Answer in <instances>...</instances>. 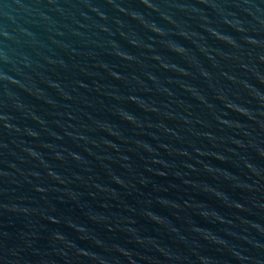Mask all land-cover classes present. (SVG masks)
Listing matches in <instances>:
<instances>
[{
    "label": "water",
    "instance_id": "95a60500",
    "mask_svg": "<svg viewBox=\"0 0 264 264\" xmlns=\"http://www.w3.org/2000/svg\"><path fill=\"white\" fill-rule=\"evenodd\" d=\"M0 264H264V0H0Z\"/></svg>",
    "mask_w": 264,
    "mask_h": 264
}]
</instances>
